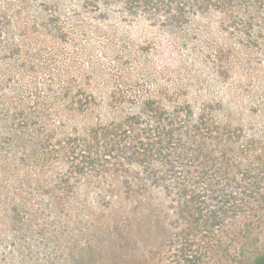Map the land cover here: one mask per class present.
Here are the masks:
<instances>
[{
    "label": "rangeland",
    "instance_id": "rangeland-1",
    "mask_svg": "<svg viewBox=\"0 0 264 264\" xmlns=\"http://www.w3.org/2000/svg\"><path fill=\"white\" fill-rule=\"evenodd\" d=\"M0 86V264H264V0H0ZM149 101L255 138L243 213L211 229L90 153Z\"/></svg>",
    "mask_w": 264,
    "mask_h": 264
},
{
    "label": "trees",
    "instance_id": "trees-1",
    "mask_svg": "<svg viewBox=\"0 0 264 264\" xmlns=\"http://www.w3.org/2000/svg\"><path fill=\"white\" fill-rule=\"evenodd\" d=\"M212 111L149 101L143 111L94 129L90 153L114 175L123 174L121 183L131 195L146 184L161 192L173 190L174 199L172 194L164 198L174 200L175 210L198 223L204 220L211 229L220 228L227 216L243 213L252 202L255 168H260L255 167V138L242 143V127L224 125L212 117ZM32 124L36 122L30 119L16 127L13 139L21 143L22 135L34 129ZM144 189L150 193L151 188ZM123 196L127 202L130 192Z\"/></svg>",
    "mask_w": 264,
    "mask_h": 264
}]
</instances>
